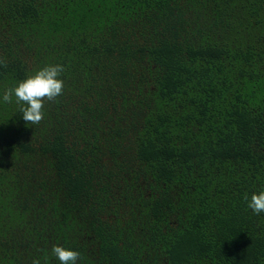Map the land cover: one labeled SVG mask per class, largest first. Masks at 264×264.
<instances>
[{
    "label": "trees",
    "instance_id": "16d2710c",
    "mask_svg": "<svg viewBox=\"0 0 264 264\" xmlns=\"http://www.w3.org/2000/svg\"><path fill=\"white\" fill-rule=\"evenodd\" d=\"M0 264H264V0H0Z\"/></svg>",
    "mask_w": 264,
    "mask_h": 264
}]
</instances>
